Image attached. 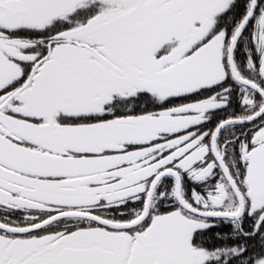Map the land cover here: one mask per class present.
I'll list each match as a JSON object with an SVG mask.
<instances>
[{
    "label": "snow or ice",
    "instance_id": "6c2138e0",
    "mask_svg": "<svg viewBox=\"0 0 264 264\" xmlns=\"http://www.w3.org/2000/svg\"><path fill=\"white\" fill-rule=\"evenodd\" d=\"M0 264H264V0H0Z\"/></svg>",
    "mask_w": 264,
    "mask_h": 264
}]
</instances>
